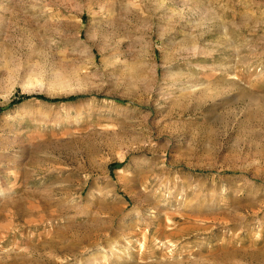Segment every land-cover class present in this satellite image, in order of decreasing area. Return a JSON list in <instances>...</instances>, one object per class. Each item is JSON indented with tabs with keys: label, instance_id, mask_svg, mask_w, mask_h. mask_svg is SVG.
I'll use <instances>...</instances> for the list:
<instances>
[{
	"label": "rangeland",
	"instance_id": "374dc122",
	"mask_svg": "<svg viewBox=\"0 0 264 264\" xmlns=\"http://www.w3.org/2000/svg\"><path fill=\"white\" fill-rule=\"evenodd\" d=\"M0 264H264V0H0Z\"/></svg>",
	"mask_w": 264,
	"mask_h": 264
},
{
	"label": "trees",
	"instance_id": "16d2710c",
	"mask_svg": "<svg viewBox=\"0 0 264 264\" xmlns=\"http://www.w3.org/2000/svg\"><path fill=\"white\" fill-rule=\"evenodd\" d=\"M52 102H59V100H53Z\"/></svg>",
	"mask_w": 264,
	"mask_h": 264
}]
</instances>
